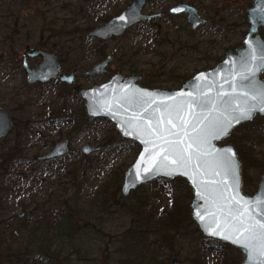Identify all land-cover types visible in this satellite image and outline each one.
<instances>
[{
	"label": "rangeland",
	"instance_id": "374dc122",
	"mask_svg": "<svg viewBox=\"0 0 264 264\" xmlns=\"http://www.w3.org/2000/svg\"><path fill=\"white\" fill-rule=\"evenodd\" d=\"M178 1L165 0L164 3L172 5ZM132 2L133 0H115L103 3L104 5H88L87 10L82 12L83 0H72L73 5L67 17L69 24L62 23L61 20L56 24V29L50 24L51 17L45 15L42 9L37 7L43 15L39 16L35 9L30 8V12L25 13L23 17V24L33 28L36 38L28 40L24 32L23 36H19L22 39L16 37L18 45L13 49L10 46L4 47L3 39L0 37V54H3V58L0 59V106L8 110L15 122L10 134L0 142V156L20 142L24 130L38 126L34 132L29 130L26 132V139L21 144L22 156L27 163L17 165L11 173L30 174L38 167L36 165L38 162H45L39 158L47 155L57 142L63 139L71 141L69 155L53 160V164L41 168V171L37 169L38 176L29 186L21 187L9 195L7 204L12 209L5 218L7 220L25 213L23 218L19 217V220H16V223H21V219H28L27 223L31 228L35 222V225L49 228L67 213L64 212L65 206L57 207L58 198L81 201L80 211L89 209L90 202L96 203L94 213L84 229L80 225L79 218L76 219L77 227L74 229V238L72 237L74 246H66L64 252L55 256L52 262L43 264H171L174 258L179 259V264H242L245 258L242 251L202 234L191 217L192 190L182 184L175 186L173 181L176 179L170 180L172 181L170 184L158 180L148 183L133 191L128 197H124L121 193L122 181L119 192L116 190L112 193L109 188V194L104 198L106 201L98 202L93 192L108 179L109 182L111 179L115 180L120 172L125 174L137 159L141 147L132 141L121 142L122 138L115 125L108 119L89 118L91 121H78L80 118L78 117L74 123L64 120L53 121L55 118L75 117L85 109V101L80 97V91L77 93V88L84 90L100 85L117 73H123L125 77L141 76L134 71L137 68L139 70L137 71L145 76L141 83L144 80L157 81L158 83L152 88L174 90L182 87L167 81L171 78L175 79L177 76L174 75L175 69H180L179 72L185 76L187 82L199 71L215 68L224 60L229 50L244 47L243 42L250 27L245 23L246 10L252 6L253 0H198L197 6L207 18V25L189 33V30H183L187 24L184 17L176 20L174 25L160 23L164 31L161 30L159 33L167 36L169 42L164 38L162 45L159 44L161 46L153 51L151 44L157 32L144 34V29L152 26L148 23L145 24V28L140 24L119 38L107 40L90 38L89 34L85 33L86 27L92 26L94 30L104 23L105 18L120 14ZM4 3L8 4L7 0ZM59 18L63 19V13ZM37 27L41 28L38 30ZM49 30L59 35L58 44L68 42L73 46L71 42L79 38L78 42L84 46V57L82 56L79 62L81 72L77 74V84L74 88L59 80L47 84L27 83L22 68V55L28 47L38 48L41 32L46 31L47 37L50 35ZM260 34L264 37V28L260 29ZM173 40L175 44L170 43ZM142 45L149 49L133 56ZM59 49L57 47L50 52L59 55ZM98 50L102 53H97ZM157 51L164 55H159ZM123 52L130 53L131 59L123 58L121 55ZM109 55L114 57V61L105 74L97 77L86 76L85 72L88 69ZM14 58L18 59L15 64L9 62V59ZM213 58L217 59L214 61ZM65 60L70 62L68 64L70 68L67 67L66 70L70 72L69 69H73L74 66L73 60ZM39 61V59L30 60V65L35 66ZM255 127H239L222 142V144H233L237 152L242 154H246L244 151L249 147L255 155V159L252 158V161L248 162L247 171L244 172L242 156L238 153L242 163V191L247 195L256 192L264 174V129H262L264 120L261 122L257 120ZM239 140L244 142L245 148L237 147L234 141ZM109 142L114 144L109 146L107 144ZM87 144L100 147L102 151L85 156L81 149ZM74 175L79 177L77 185L71 181ZM83 175L88 176L89 183L81 182ZM14 180L15 177L5 179V188ZM76 188L77 191H81L77 197L73 195ZM105 188L106 186L102 187V192ZM175 206L180 210L188 207L190 214L187 219L185 213L180 216V221L176 218L175 225L168 230L166 242L162 240L164 238L162 228L165 220H170V214L176 210ZM56 209L60 211H54ZM219 243L227 247L224 248ZM26 244L29 243L26 241ZM25 247L28 245H23V248ZM18 248V245H14L11 241L0 250L8 256L9 251ZM28 248L27 254L34 251L30 245ZM217 249L221 251L223 249L226 256L216 252ZM201 253L204 255L203 258L200 257ZM33 254L35 255V251ZM37 262L42 264V257L37 259Z\"/></svg>",
	"mask_w": 264,
	"mask_h": 264
},
{
	"label": "water",
	"instance_id": "95a60500",
	"mask_svg": "<svg viewBox=\"0 0 264 264\" xmlns=\"http://www.w3.org/2000/svg\"><path fill=\"white\" fill-rule=\"evenodd\" d=\"M143 4V0H138L119 16L91 31L89 36L100 40L121 37L140 21L156 18L141 13ZM171 13L187 14L193 30L207 23L189 5L178 6ZM248 19L250 28L244 47L229 50L215 68L198 72L179 89L149 88L141 84V76L125 77L123 73H117L105 83L81 90L80 97L85 101L89 118L108 119L121 138L141 147L137 159L124 174L121 188L124 197L159 179L182 178L192 189L191 217L202 234L242 251L245 256L242 264H261L264 261L260 256L264 251V239L260 237V224L264 223V174L257 191L253 195L244 194L242 163L237 149L231 143H221L242 124L264 117V112L254 109L250 119L233 123L227 135L210 139L207 143H194L192 140L208 123L205 116L231 120L239 110L252 105L264 106V38L260 34V29L264 28V0H254V5L248 9ZM28 57L42 60L32 68ZM113 61L112 55L107 56L87 70L86 76L105 74ZM23 67L30 85L46 84L57 77L68 86L75 83V74L60 75L57 55L44 50L27 52ZM241 77L247 79L242 80ZM249 80L251 86L248 85ZM203 101L210 102L215 110L210 113L207 108H201L200 102ZM224 101L229 103L225 105ZM13 127L9 112L0 107V141L10 134ZM177 140L183 142L170 149L166 141ZM189 144L191 148H187ZM70 146L69 139L60 140L39 160H59L71 153ZM101 151L102 148L90 144L81 149L85 156ZM225 153L235 161V180L227 168ZM173 160L176 163H172ZM24 216L25 213L19 215L20 218ZM213 229L221 235H212ZM223 235L230 238L223 239ZM236 237H239V242H234ZM242 244H248V249ZM171 264H179V259L174 258Z\"/></svg>",
	"mask_w": 264,
	"mask_h": 264
},
{
	"label": "trees",
	"instance_id": "16d2710c",
	"mask_svg": "<svg viewBox=\"0 0 264 264\" xmlns=\"http://www.w3.org/2000/svg\"><path fill=\"white\" fill-rule=\"evenodd\" d=\"M108 20V18L104 19V21ZM246 20V19H245ZM148 25L151 24L152 26L150 28L144 29V34L147 33H151L154 34L156 33V38L155 40L152 42L151 44V51H153L154 49L156 50L158 48V46H161L162 42L164 41V38H166L167 42H169L168 37L164 36V35H160L159 32H161V30L164 31V27H162V29L157 28V23H159L158 21H150L147 22ZM160 24V23H159ZM9 25V24H8ZM16 25H19L16 23ZM93 29L92 26L90 27H86L85 29V33L89 34V32H91V30ZM189 33H193L192 31H190ZM169 36V35H168ZM0 37H2V33H0ZM87 37H89L87 35ZM78 40H80L79 38L74 39L71 43L73 44L70 45V43L67 44V47L61 48L59 49V55L60 57L63 58V61L65 59H72L74 66L73 69H71L72 71L79 73L81 72V66L79 65V62L81 60V57L83 56V52H85L84 46L82 43H79ZM165 40V41H166ZM170 43H174L175 41L173 40ZM161 44V45H159ZM139 48V47H138ZM146 46L142 45L140 46L139 50H137L138 52H135L133 54H140L142 51H147ZM97 53H102L101 50H98ZM157 53L161 56H163L164 54H162L160 51H157ZM2 54H0V58H2L1 56ZM123 58H127V59H131V55L130 53H126L123 52V54H121ZM84 57V56H83ZM217 59V58H216ZM215 58H213V60H216ZM220 60V59H219ZM12 62H14L12 60ZM65 67H70L69 65H65ZM72 68V67H71ZM138 69L136 68V73H138L139 75H141L142 77V81L143 78L145 77L142 72H138ZM180 69L178 70H174V75H177L175 77V79H168L167 81L171 82L173 85L177 84L178 86H182L186 80V78L184 79L185 76H182L181 73L179 72ZM158 82L157 81H152V80H144V82L142 83L143 86L152 88L154 87V85H156ZM77 84V81L75 83V86ZM74 86V87H75ZM159 86V85H157ZM73 87V88H74ZM70 89V88H69ZM77 93H79L80 88H77ZM0 103H1V98H0ZM80 117V118H78ZM78 118V121L83 120H90L89 117H87L86 113H85V109L82 110V112H80L79 114H76L75 117L72 116V118H66V119H57L55 118L53 121H59L61 122L62 120L67 121V122H75V119ZM257 120L258 121H263L264 118L261 117H257L254 121L250 122V123H246L243 124L241 126H239L240 128L243 127H248V126H253L255 127V125L257 124ZM91 121V120H90ZM36 125V124H35ZM238 127V128H239ZM23 128V127H22ZM36 128H38V126L36 127H29L26 130H24L22 132L21 138L19 141L17 142L12 149H10L6 154H4L3 156H0V249L2 247H4L5 245H8L9 242H13L14 245H18V249L15 251H9L8 252V256H6L5 252L3 253L0 250V264H38L37 259H39L40 257H42L43 263H50L53 261V258L55 256H58V254L63 253V249L68 245L69 247H73L74 243H73V235L75 233L76 229V219L79 218L80 220V225L81 227H83V229L85 228V226L87 225V221H89V219H91V215L94 213V207L96 206L95 204H92V202H90L89 205V209L85 210L83 209V211L81 210V205H79V203L81 201L77 200V199H70V200H63V198H58L59 201V206H56L61 208L62 205L65 206V211L67 212L66 215H64L62 217L61 220L57 221L56 223H54L53 225H51L49 228L48 227H41L38 225H35V223H33L32 228L31 226H29V223H27L28 219H21V223H16V220H19V216L18 217H10L9 219L5 218V216H7L8 212L12 209V207L10 205H8V199H9V195H11V193H13L14 191H16L17 189L21 188V187H27L29 186L38 176V172L41 171V168H47L49 167L52 163V161H45V162H38V164H36L38 167H36L33 172L31 171L30 174H26L25 172L22 174H14L11 173L13 170V168H15L17 165H21L23 163H27L26 161H24V157L22 156V146L21 144H23V141L26 139V132L29 130L31 132H34L36 130ZM256 128V127H255ZM259 129V128H256ZM264 129V128H262ZM255 130V129H254ZM29 134V133H28ZM118 135V134H117ZM119 136V135H118ZM121 142H126L125 140L120 139ZM249 140L251 141V139L249 138ZM235 144L237 145V147H239V149L245 148V144L244 142H241V140L239 141H234ZM109 146H111L114 143H107ZM249 147L245 149V153L246 154H242L238 151V153L241 154L242 156V160H243V164H244V172L247 171V165L248 162L252 161V158L255 159V155H253V153L250 151H248ZM90 159V157H88ZM37 169H39V171H37ZM67 171V170H66ZM10 177H15V180L12 181V183H8L7 184V188L6 184H4L5 179L10 178ZM123 177H124V172H120V174L117 176V178H115V180L111 179V181L109 182L108 180L105 181L104 184H102L101 186H98V190L93 192V194H95L97 196V201H106L104 200V198L109 194L108 190L109 188L111 189L112 193H114L116 190L117 192L120 191L121 188V183L123 181ZM71 181L73 182L74 185L78 184V178L77 175H74L71 177ZM81 182H88L89 178L88 176H84L81 179ZM159 182H164V183H172V181L170 180H164V179H160L158 180ZM175 186L178 184H182L186 187H189V185L187 184V182L181 178L176 179L175 181ZM89 183V182H88ZM10 184V185H9ZM106 186L104 192H102V187ZM53 195H56L54 193H52ZM51 194L50 197H52L53 195ZM81 194V191H76L74 192L73 195H76V197L78 195ZM103 197V198H102ZM56 200V202H58ZM67 201V202H65ZM62 203V204H60ZM105 203V202H104ZM36 205H35V209H36ZM56 207V208H57ZM176 210L174 212H172L171 218L170 220L166 219L164 222V235L162 238V240H165L167 242V236L169 234L168 230L170 229L171 226L175 225V221L176 218L177 220L180 221V216H182V214H187L185 219L189 218V212H188V207H186L183 210L178 209L177 206ZM40 209V208H38ZM41 210V209H40ZM54 211H60L58 209L54 210ZM43 213V212H42ZM184 214V215H185ZM175 218V220H174ZM31 223V222H30ZM83 223V224H81ZM16 224V225H14ZM43 226V225H42ZM158 227H156L157 229ZM161 227H159L160 229ZM132 230V229H130ZM56 233V234H55ZM56 235V237H55ZM73 237V238H72ZM26 241L29 244H26ZM56 241V243H54ZM221 244V246H223L224 248L227 247V245L219 243V245ZM23 245H30V247H33L34 251H35V255L33 254V252H30L27 254V250L29 249L28 247L23 248ZM234 248V247H233ZM238 250V249H237ZM216 252L221 253L223 256H226L225 251L222 249L221 250H216ZM200 257L203 258L204 255H202V253L200 254ZM201 258H199L201 263Z\"/></svg>",
	"mask_w": 264,
	"mask_h": 264
},
{
	"label": "flooded vegetation",
	"instance_id": "af4514ba",
	"mask_svg": "<svg viewBox=\"0 0 264 264\" xmlns=\"http://www.w3.org/2000/svg\"><path fill=\"white\" fill-rule=\"evenodd\" d=\"M4 1L5 0H2L1 3H0L1 4L0 5V33H2V39H3L2 44H3L4 47L10 46L13 49L15 48V46L18 45L17 41L15 40L17 36H18L19 39L20 38L22 39V37H19V36L20 35L23 36V34L26 33V36H27L28 40H31L33 37L36 38L33 28L31 26H29V25L23 24L24 23L23 22L24 21L23 17L25 16V13L30 12V10H29L30 8H32L33 10L35 9L36 10L35 12L39 16H43V15H41L42 11L37 10V7L42 9L43 13L45 15H48L49 17H51L52 22L50 24H51L52 28L56 29V24L59 23V21H61V20L63 21L62 23L69 24L68 20H67V17L69 16L70 8L73 5L72 4V0H32V1H30V0H7L8 4H5ZM113 1H115V0H83L82 6H81V11L82 12L86 11L88 5H92V6L95 5V4L96 5H104L105 3L113 2ZM137 1L138 0H133V2L129 6H127V8L132 6ZM143 1H144V4L142 6L141 13L143 15H146V16H157V17L154 18V19H151L149 21H140L138 24L134 25L136 27H138L140 24H142L143 28H145V24L147 22L152 21V20L158 21L159 23L166 22V23L174 25V22L176 20L181 19V18L184 17V18H186L187 24H185V27H183V30L185 31L187 29V30H189V32L190 31L193 32V31H197L198 29L202 28L203 26L207 25V23H208V20H207L206 17L203 16L200 7L197 6L198 0H179L178 2H176V3L172 4V5H167L166 3H164L165 0H143ZM182 5H189L190 7L196 9L198 14L202 18H205L207 20V23L205 25L199 27L198 29L193 30L191 24L188 21V15L187 14H184V13L183 14H173V13H171V11L173 9H175L178 6H182ZM253 5H254V0L252 2V6ZM252 6H250V7H252ZM249 8H247V10H246L247 19L245 20V23L247 25L249 24V26H250L249 19H248V9ZM125 10H123L121 13H123ZM61 13H63V19L59 18V15ZM120 14H118L116 16H119ZM116 16L107 17L108 20L104 21V23L110 21L112 18H114ZM16 23L19 24V25H16ZM159 23H157L158 24L157 28L162 29L163 26H161V24H159ZM37 28L39 30L41 27H37ZM49 31H50V33H49L50 35H48L47 37H46V31H44V32L42 31L41 32V36H40L41 40L39 42L38 48L28 47L26 52L22 55V68H23V70H24V67H23L24 55L27 52H29L31 49L44 50V51H46L48 53L56 54V53L50 52V51L51 50L52 51L56 50L57 47L60 48V49L64 48V47H67L68 42L67 43L64 42V43L58 44L57 43V39H58L59 35L56 32L53 33L52 30H49ZM248 31H249V29H248ZM111 38H119V37H111ZM56 55H57V57L59 59V62H60V75L75 74V76H76L75 83H76V81L78 79L77 78V76H78L77 74L78 73L72 71L71 69H69L70 72H67L66 71L67 68L65 67V65L70 64V62L69 61L67 62L66 60L63 61V58L60 57V55H58V54H56ZM1 56L3 58V54ZM35 59H39L40 61L38 62L37 65L31 66L30 65V60H35ZM12 60L14 62H12ZM17 60H18L17 58L16 59L15 58L14 59H9V62H12V64H15V62ZM41 60H42L41 58L28 57L29 66L32 67V68H36L41 63ZM6 62H8V60H6ZM18 69H20V66H19ZM24 72H25V70H24ZM25 75H26V72H25ZM26 80H27V76H26ZM53 80H59L60 82H62L59 77H57V78H55ZM53 80H51V81H53ZM62 83H64V82H62ZM38 84H41V83H38ZM71 87H74V86L72 85ZM0 107H3V106H0ZM14 126H15V122H14Z\"/></svg>",
	"mask_w": 264,
	"mask_h": 264
},
{
	"label": "snow or ice",
	"instance_id": "6c2138e0",
	"mask_svg": "<svg viewBox=\"0 0 264 264\" xmlns=\"http://www.w3.org/2000/svg\"><path fill=\"white\" fill-rule=\"evenodd\" d=\"M177 10H179V9H177ZM241 79L243 80V79H247V78L241 77ZM248 85L251 86V80L248 81ZM223 103L225 105H227L229 103V101H224ZM200 107L201 108H207L210 113L215 110L213 108L212 104L208 101L200 102ZM256 108H258L261 112H264V106L252 105V106H249L246 110H239L238 114L233 116L231 120H224V119L219 118V117L209 118V116H205L204 120H207L208 123L205 125V127L202 130H200V133L198 134V136L192 137L193 142L194 143H201V142L207 143L210 139H216V138H219L221 136L227 135L233 123H239L243 119H250L253 110ZM168 123L171 124L172 121H168ZM184 123H187V121H184ZM173 127H175V125H173ZM182 142L183 141H181V140L166 141V143L169 144L170 149L175 148V146L179 145ZM191 147H192L191 144H189L187 146V148H191ZM187 148L184 149L185 153L187 152ZM161 155H163V154H161ZM164 159H167L166 155H164ZM181 159H183V157H181ZM225 162H226L228 170L231 172V174L235 180V178H236V164H235L234 159L232 157L228 156L227 153H225ZM172 163H176V161L173 160ZM217 227H218V225H217ZM260 229L262 230L260 233V237L262 239H264V223L260 224ZM245 231H251V229H245ZM211 234L212 235H221V233L216 232L215 229L212 230ZM222 238L223 239H229L230 237L227 235H223ZM252 238L255 239L256 237L253 236ZM234 242H239V237H236V240ZM242 246L245 247L246 249H248V247H249L248 244H242ZM251 255H252V253L250 252V257H251ZM260 256L264 257V251L260 252ZM261 264H264V261H261Z\"/></svg>",
	"mask_w": 264,
	"mask_h": 264
}]
</instances>
